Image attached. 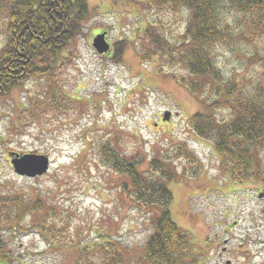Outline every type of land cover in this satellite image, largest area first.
I'll use <instances>...</instances> for the list:
<instances>
[{
  "label": "rangeland",
  "instance_id": "1",
  "mask_svg": "<svg viewBox=\"0 0 264 264\" xmlns=\"http://www.w3.org/2000/svg\"><path fill=\"white\" fill-rule=\"evenodd\" d=\"M89 3L93 17L69 48V64L55 77L71 100L89 106L77 102L51 111L49 85L54 81L37 78L0 99V194L27 201L15 208L11 201L0 206V241L10 264H100L110 242L121 264H148L143 254L154 231L152 214L123 190L127 178L102 161L99 151L108 142L131 159L144 158L143 169L150 160L170 156L177 173L169 184L171 207L192 239V264H264V183L233 178L221 167L223 158L213 143L189 125L196 113L229 121L228 101L214 93L210 78L189 75L183 64L171 65L169 55L146 33L163 19L164 47L174 49L183 37V21L135 10L126 0ZM227 16L235 37L217 49L218 64L250 93L259 75L260 48L244 40V16ZM102 31L109 33L111 53L99 54L93 46ZM120 41L125 44L117 63L113 53ZM145 52H151L146 62ZM182 77L199 82V92H192ZM182 148L194 162L181 154ZM10 152L49 155L50 171L36 178L20 176ZM30 205L43 210L31 211ZM0 263L9 261L0 255Z\"/></svg>",
  "mask_w": 264,
  "mask_h": 264
},
{
  "label": "trees",
  "instance_id": "2",
  "mask_svg": "<svg viewBox=\"0 0 264 264\" xmlns=\"http://www.w3.org/2000/svg\"><path fill=\"white\" fill-rule=\"evenodd\" d=\"M126 1L144 13L156 11L180 17L184 25L183 39L174 49L164 47L162 31L166 23L163 19L146 29L147 36L166 56L169 55L171 65L183 64L189 75L210 78L215 84L214 93L228 101L227 109L230 110L229 121H220L212 114L196 113L189 125L200 138L213 143L223 158L221 167L233 178L242 184L248 181L264 183V0ZM230 13L248 20L242 36L260 48L256 55L259 75L250 93L227 78L218 64L217 49L228 45L235 37L233 28L226 24ZM92 17L89 0H0V99L37 78L54 81L49 85L51 111H61L72 103L78 105L77 102L88 107L61 91L55 77L57 70L69 64V48L84 35L86 23ZM124 44L118 42L113 53L117 63L121 61ZM150 54L145 52L142 59L148 61ZM182 83L190 85L194 93L201 89L199 82L191 83L186 77H182ZM99 153L105 165L127 178L123 190L139 207L152 214L154 231L145 244V261L148 264H192V239L177 224L171 207L174 197L169 184L177 173L170 165V156L150 160L149 168L143 169L144 158L131 159L110 142L104 144ZM181 154L195 161L184 148ZM19 198L0 194V206H9L10 201L14 208L27 203L25 200L15 202ZM39 203L41 201L35 204ZM32 205L31 211L43 210ZM32 225L37 227V219ZM110 243L105 248V260L100 264H121L120 253ZM5 250L0 241L2 261L8 260L10 264L12 259ZM92 263L89 260L87 264Z\"/></svg>",
  "mask_w": 264,
  "mask_h": 264
},
{
  "label": "water",
  "instance_id": "3",
  "mask_svg": "<svg viewBox=\"0 0 264 264\" xmlns=\"http://www.w3.org/2000/svg\"><path fill=\"white\" fill-rule=\"evenodd\" d=\"M93 46L99 54L107 53L110 50V43L107 41V32L99 33L93 40ZM171 113L165 114V119H169ZM12 157V165L14 170L20 176L34 178L42 176L50 169L51 161L49 156L45 154L27 153L19 154L16 152L10 153Z\"/></svg>",
  "mask_w": 264,
  "mask_h": 264
},
{
  "label": "flooded vegetation",
  "instance_id": "4",
  "mask_svg": "<svg viewBox=\"0 0 264 264\" xmlns=\"http://www.w3.org/2000/svg\"><path fill=\"white\" fill-rule=\"evenodd\" d=\"M218 264V263H217Z\"/></svg>",
  "mask_w": 264,
  "mask_h": 264
}]
</instances>
